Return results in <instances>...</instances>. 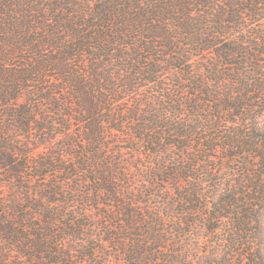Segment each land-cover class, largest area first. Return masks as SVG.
<instances>
[{"label":"trees","instance_id":"trees-1","mask_svg":"<svg viewBox=\"0 0 264 264\" xmlns=\"http://www.w3.org/2000/svg\"><path fill=\"white\" fill-rule=\"evenodd\" d=\"M0 264H264V0H0Z\"/></svg>","mask_w":264,"mask_h":264}]
</instances>
